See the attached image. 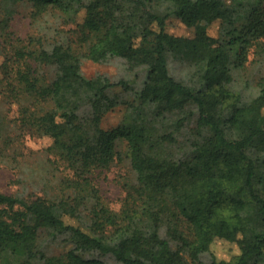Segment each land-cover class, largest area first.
Masks as SVG:
<instances>
[{
    "label": "trees",
    "instance_id": "trees-1",
    "mask_svg": "<svg viewBox=\"0 0 264 264\" xmlns=\"http://www.w3.org/2000/svg\"><path fill=\"white\" fill-rule=\"evenodd\" d=\"M18 1L0 0L1 81L16 125L49 139L61 194L0 190V264H264V0H29L34 19L60 20L52 38L13 35ZM171 15L195 35L168 30ZM113 58L135 80L83 71ZM250 66L255 85L239 75ZM124 103L122 122L104 128ZM119 160L131 178L115 207L95 174ZM40 232L70 248L47 252ZM218 239L238 252L218 258Z\"/></svg>",
    "mask_w": 264,
    "mask_h": 264
},
{
    "label": "rangeland",
    "instance_id": "rangeland-1",
    "mask_svg": "<svg viewBox=\"0 0 264 264\" xmlns=\"http://www.w3.org/2000/svg\"><path fill=\"white\" fill-rule=\"evenodd\" d=\"M16 13L11 21L10 30L14 36L22 38L38 37L41 34L46 38H52L54 28L59 26L60 20L53 14H46L39 19L32 17L34 10L33 2L29 0H20L16 4ZM0 12V19L2 18ZM84 12L80 14L79 20H83ZM65 31L69 30L72 25L60 24ZM167 29L178 35L192 37L195 35V27H189L176 15H171L167 20ZM211 33L217 35V28L213 26ZM4 55L0 51V190L8 193L22 192L27 196L43 195L49 197L59 196L61 194L60 185L58 184V172L54 170L50 163V155L45 151L48 138L32 134L26 129L17 126L15 121L19 116L20 107L16 101H13L7 91L6 82L1 81L3 78L2 64ZM246 71H241L239 75L244 79L252 75V82L255 85L259 77L258 71L253 73L252 66ZM264 70V64H263ZM48 79L52 80L56 74V65H45L43 67ZM183 67L178 63H172L171 71L180 74ZM83 71L88 76L98 73L108 75L111 80L119 81L122 78H131L135 76L127 69V65L122 58H113L107 62H95L85 60ZM133 85L140 87L142 77H137ZM112 95L119 96L124 101H134L136 97L133 90H125L121 85H115L109 89ZM127 104H120L109 111L102 120V126L110 129L118 126L124 117ZM196 120V119H195ZM19 134L24 137L21 142ZM11 142H8V141ZM119 148L124 152L127 148V142L119 141ZM127 160L116 161L109 169L95 174V180L98 183L102 194L115 207H120L125 196V182L130 176V170ZM67 191V194H70ZM39 244L47 252L62 253L70 248L69 244H58L51 242L40 232ZM212 251L215 255L222 258H231L238 252V246L227 240L218 239L212 245Z\"/></svg>",
    "mask_w": 264,
    "mask_h": 264
}]
</instances>
